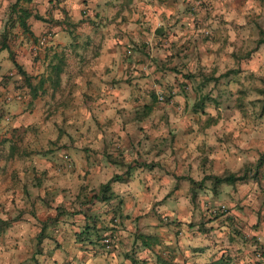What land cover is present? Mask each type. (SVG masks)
Wrapping results in <instances>:
<instances>
[{
  "label": "crops",
  "instance_id": "0c3cea01",
  "mask_svg": "<svg viewBox=\"0 0 264 264\" xmlns=\"http://www.w3.org/2000/svg\"><path fill=\"white\" fill-rule=\"evenodd\" d=\"M234 1L0 0V264H264Z\"/></svg>",
  "mask_w": 264,
  "mask_h": 264
},
{
  "label": "rangeland",
  "instance_id": "374dc122",
  "mask_svg": "<svg viewBox=\"0 0 264 264\" xmlns=\"http://www.w3.org/2000/svg\"><path fill=\"white\" fill-rule=\"evenodd\" d=\"M233 6L246 11L243 19L248 28L249 42L245 48L238 50L237 54L248 59L231 60L232 64H227L226 60H220L223 67L218 71L223 74L232 73L228 74L231 75L228 78L217 79L218 81L214 83L219 87L225 86L226 90H215L211 95L216 94L218 104L250 107V121H260L264 125V110H262L260 94V90L264 89V44L251 52L258 30H264V0H236Z\"/></svg>",
  "mask_w": 264,
  "mask_h": 264
},
{
  "label": "trees",
  "instance_id": "16d2710c",
  "mask_svg": "<svg viewBox=\"0 0 264 264\" xmlns=\"http://www.w3.org/2000/svg\"><path fill=\"white\" fill-rule=\"evenodd\" d=\"M31 0H15V3L11 6V10L13 11L14 8H16L19 4V2L22 3H29ZM29 16V14L26 11H20V16L18 17L20 26H24V19H26ZM264 44V30L259 29L258 30V38L255 42V48H257L259 45H263ZM55 60H61V58H59L58 55H55ZM58 66H55L51 72H58ZM232 72H226L225 75H228ZM260 94H261V105H262V110H264V89L260 90ZM264 164V152H261L258 155V159L255 163V168L260 167L261 165ZM240 177L236 176V175H229L227 177L224 178H219V177H212L211 180L213 182V184H221V183H226V184H230L233 183L235 181H237Z\"/></svg>",
  "mask_w": 264,
  "mask_h": 264
},
{
  "label": "built area",
  "instance_id": "2783aa9c",
  "mask_svg": "<svg viewBox=\"0 0 264 264\" xmlns=\"http://www.w3.org/2000/svg\"><path fill=\"white\" fill-rule=\"evenodd\" d=\"M100 243L102 244V246L104 247L105 250H108V249H110V247H111V242H110V240L107 239V238L102 239V240L100 241Z\"/></svg>",
  "mask_w": 264,
  "mask_h": 264
}]
</instances>
